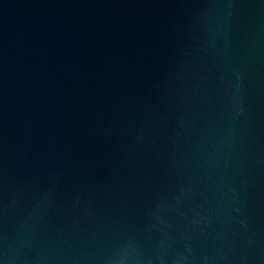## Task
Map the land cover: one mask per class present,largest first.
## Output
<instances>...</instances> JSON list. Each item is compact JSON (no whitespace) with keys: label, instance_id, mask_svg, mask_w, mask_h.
Returning <instances> with one entry per match:
<instances>
[{"label":"water","instance_id":"water-1","mask_svg":"<svg viewBox=\"0 0 264 264\" xmlns=\"http://www.w3.org/2000/svg\"><path fill=\"white\" fill-rule=\"evenodd\" d=\"M0 264H264V0H0Z\"/></svg>","mask_w":264,"mask_h":264}]
</instances>
